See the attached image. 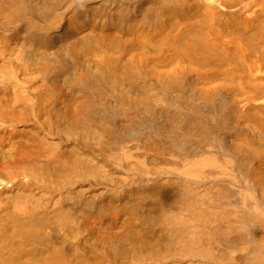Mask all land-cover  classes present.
I'll use <instances>...</instances> for the list:
<instances>
[{"label":"bare ground","instance_id":"1","mask_svg":"<svg viewBox=\"0 0 264 264\" xmlns=\"http://www.w3.org/2000/svg\"><path fill=\"white\" fill-rule=\"evenodd\" d=\"M0 264H264V0H0Z\"/></svg>","mask_w":264,"mask_h":264}]
</instances>
